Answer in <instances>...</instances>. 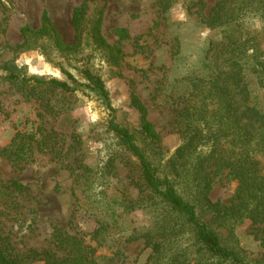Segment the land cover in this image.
<instances>
[{
	"label": "rangeland",
	"instance_id": "1",
	"mask_svg": "<svg viewBox=\"0 0 264 264\" xmlns=\"http://www.w3.org/2000/svg\"><path fill=\"white\" fill-rule=\"evenodd\" d=\"M83 2L82 26L75 30L71 13ZM44 13L45 27L32 33L42 28ZM199 13L200 6L183 0L166 12L158 0H0V149L17 143V134L24 142L32 139L24 136H33L32 159L22 167L0 153V245L20 252L54 250L55 232L63 230L91 248L100 264H152L144 241L129 238L147 230L165 235L177 218L148 200L133 158L107 122L113 118L137 129V113L129 105L134 92L159 135L157 149L149 147L147 154L155 165H166L180 145L177 98L186 78L207 72L210 45L222 39L221 29L205 27ZM234 21L241 39L248 38L244 59L248 64L264 59V12L258 3L244 4ZM96 24L108 47L98 44ZM118 29L129 38L119 39ZM6 67L21 78L66 81L72 91L11 81ZM85 70L102 80L106 101L87 87ZM252 84L264 106V88ZM235 186L225 175L215 177L211 200L229 205ZM124 200L143 208L128 212ZM211 223L223 246L253 264L264 258L249 221ZM178 239L177 247L191 243L187 232Z\"/></svg>",
	"mask_w": 264,
	"mask_h": 264
},
{
	"label": "trees",
	"instance_id": "2",
	"mask_svg": "<svg viewBox=\"0 0 264 264\" xmlns=\"http://www.w3.org/2000/svg\"><path fill=\"white\" fill-rule=\"evenodd\" d=\"M177 1L158 0L162 12ZM183 1H192L200 6V22L207 28L221 29L222 39L210 45L211 60L203 64L207 72L199 77L186 78L183 91L177 98L176 132L180 145L166 165H155L151 161L147 148L150 147L151 151L157 149L159 135L147 118V108L134 92L130 93L129 105L137 113V129L124 128L113 118L107 122V130L133 158L139 173V186L148 200L160 203L167 213L175 214L177 218L173 227L165 228V235L157 236L147 230L129 239L144 241L152 264H253L236 250L223 246L211 228V222L225 225L231 220L249 221L254 238L264 249V106L260 104L252 84L253 80L260 89L264 88V59H255L248 64L244 59L248 38L242 40L236 30L238 25L234 24L236 11L248 2H257L264 12V0H242L243 3L239 2L237 6L231 5L230 0ZM210 3L212 8L202 14L201 11ZM84 11V2L72 10L71 24L75 30L82 26ZM46 22L44 13L42 28L32 33H41ZM94 33L98 44L106 46L99 34V24H96ZM235 33H239L238 38ZM115 35L119 39L129 38L123 29L116 30ZM61 48L70 47L61 44ZM116 52L121 54L119 49ZM5 69L7 79L23 85L33 83L64 92L72 91L66 81L21 78L10 67ZM62 73L74 81L69 73ZM83 77L87 87L106 101L107 92L102 80L87 70L83 71ZM17 138V143L0 149V153L14 165L22 167L32 159L30 141L33 136H24L25 139L32 138L27 142L19 134ZM223 175L236 185L229 205L213 202L210 198L215 177ZM123 205L128 212L143 208L132 200H124ZM206 215L209 219L204 221ZM185 232L191 237V243L177 247L179 235ZM98 235V231L93 234L94 237ZM55 239L54 250L28 249L23 252L15 251L2 242L0 264H100L92 249L84 247L81 240L63 230L55 232ZM59 252L62 255L59 256ZM262 261L264 258L256 264H264Z\"/></svg>",
	"mask_w": 264,
	"mask_h": 264
}]
</instances>
